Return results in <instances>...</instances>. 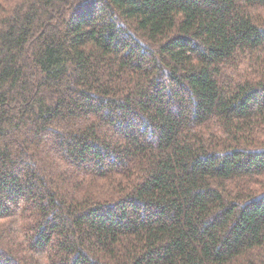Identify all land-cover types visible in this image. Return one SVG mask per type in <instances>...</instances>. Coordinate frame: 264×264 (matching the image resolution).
I'll use <instances>...</instances> for the list:
<instances>
[{"label":"trees","instance_id":"16d2710c","mask_svg":"<svg viewBox=\"0 0 264 264\" xmlns=\"http://www.w3.org/2000/svg\"><path fill=\"white\" fill-rule=\"evenodd\" d=\"M0 264H264V0H0Z\"/></svg>","mask_w":264,"mask_h":264}]
</instances>
